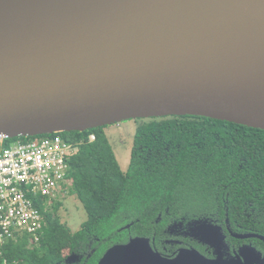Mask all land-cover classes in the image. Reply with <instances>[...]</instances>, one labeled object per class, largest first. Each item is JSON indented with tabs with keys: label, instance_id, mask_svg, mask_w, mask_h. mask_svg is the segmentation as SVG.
Masks as SVG:
<instances>
[{
	"label": "water",
	"instance_id": "water-1",
	"mask_svg": "<svg viewBox=\"0 0 264 264\" xmlns=\"http://www.w3.org/2000/svg\"><path fill=\"white\" fill-rule=\"evenodd\" d=\"M187 116L264 131V0H0V137ZM196 224L215 259L135 237L98 264H264L251 246L225 260L223 229Z\"/></svg>",
	"mask_w": 264,
	"mask_h": 264
},
{
	"label": "trees",
	"instance_id": "trees-1",
	"mask_svg": "<svg viewBox=\"0 0 264 264\" xmlns=\"http://www.w3.org/2000/svg\"><path fill=\"white\" fill-rule=\"evenodd\" d=\"M62 136L84 141L71 162V195L89 218L72 233L61 223L57 203L46 215L39 245L26 236L8 241L0 264H67L71 255L82 258L78 264H98L111 247L131 238L158 243L167 226L183 217L213 222L226 234L228 224L234 233L264 236L262 130L188 116L146 126L135 135L127 172L105 128ZM251 241L264 251L262 241Z\"/></svg>",
	"mask_w": 264,
	"mask_h": 264
},
{
	"label": "built area",
	"instance_id": "built-area-1",
	"mask_svg": "<svg viewBox=\"0 0 264 264\" xmlns=\"http://www.w3.org/2000/svg\"><path fill=\"white\" fill-rule=\"evenodd\" d=\"M30 138L0 137V257L11 240L26 236L39 245L46 215L71 195V162L84 143L62 134ZM95 140V134L88 135V142Z\"/></svg>",
	"mask_w": 264,
	"mask_h": 264
},
{
	"label": "rangeland",
	"instance_id": "rangeland-1",
	"mask_svg": "<svg viewBox=\"0 0 264 264\" xmlns=\"http://www.w3.org/2000/svg\"><path fill=\"white\" fill-rule=\"evenodd\" d=\"M175 117L153 118L142 120H131L120 124L105 127V133L113 148L116 159L123 172H127L131 161V153L134 145V138L137 131L143 127L173 122ZM22 141L16 139L15 141ZM33 140L32 138L27 139ZM13 141V143L15 142ZM62 207L58 213L61 223L67 226L72 233L82 230L83 224L88 220V214L76 195H65L61 200ZM80 256L76 259L73 255L67 258V264H77Z\"/></svg>",
	"mask_w": 264,
	"mask_h": 264
},
{
	"label": "flooded vegetation",
	"instance_id": "flooded-vegetation-1",
	"mask_svg": "<svg viewBox=\"0 0 264 264\" xmlns=\"http://www.w3.org/2000/svg\"><path fill=\"white\" fill-rule=\"evenodd\" d=\"M201 220L202 219H187L183 217L179 221H173L167 226V228L164 230L162 235L163 239L160 240L158 243H156L155 238L153 239L148 238V239L151 240V245L156 252L160 253L163 257L169 259H174L175 257H177V255L182 249H189V250L196 249L206 258L215 259L217 256L214 250L206 245L201 244L192 235V230L198 224V223L196 224V222ZM209 223L219 226L213 222H209ZM221 228L223 229V227ZM226 232L227 234L223 229V233L226 236V244H227V249L224 251L225 260L229 261L236 258L237 256L240 255V251L246 246H251L256 248L264 256V251L261 249L259 250L258 247L255 245V243L251 241L252 239L251 240L236 239L234 235H244V234L234 233L228 224L226 226ZM236 241L238 243H236ZM198 246L205 247L206 253L205 254L202 253L199 250ZM83 254L85 256L87 255L86 253Z\"/></svg>",
	"mask_w": 264,
	"mask_h": 264
}]
</instances>
